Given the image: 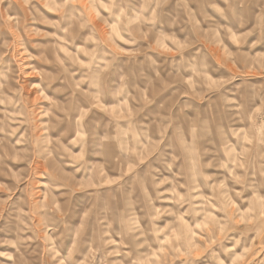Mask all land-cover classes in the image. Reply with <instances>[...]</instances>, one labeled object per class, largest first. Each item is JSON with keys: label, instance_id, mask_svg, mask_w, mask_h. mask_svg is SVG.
<instances>
[{"label": "rangeland", "instance_id": "374dc122", "mask_svg": "<svg viewBox=\"0 0 264 264\" xmlns=\"http://www.w3.org/2000/svg\"><path fill=\"white\" fill-rule=\"evenodd\" d=\"M3 58L0 264H264V0H0Z\"/></svg>", "mask_w": 264, "mask_h": 264}, {"label": "bare ground", "instance_id": "6f19581e", "mask_svg": "<svg viewBox=\"0 0 264 264\" xmlns=\"http://www.w3.org/2000/svg\"><path fill=\"white\" fill-rule=\"evenodd\" d=\"M19 3V2H18ZM17 4V3H16ZM20 4V3H19ZM27 4V3H26ZM24 6V5H23ZM33 7V6H32ZM24 10V9H23ZM29 15V14H28ZM31 15V14H30ZM19 17V14L18 13H13V15H10V19H12L13 21L14 20H16L17 18ZM21 17H23V16H21ZM30 17V16H29ZM32 19V16H31V18L29 19V20H31ZM11 20V21H12ZM10 21V20H9ZM18 21V20H17ZM21 21V20H20ZM5 22V21H4ZM19 22V21H18ZM18 25H20L19 23H18ZM12 29V28H11ZM10 35V34H9ZM23 35V34H22ZM8 38V37H7ZM25 38V37H24ZM4 40V39H3ZM10 40V39H9ZM3 42V41H2ZM1 42V43H2ZM52 45V44H51ZM52 47V46H51ZM50 52V51H49ZM38 53H40V52H38ZM41 55V54H40ZM40 57V56H39ZM52 57V56H51ZM53 59V58H52ZM47 60H50V59H47ZM46 59H45V61H47ZM11 62V61H10ZM11 65V64H10ZM8 66H9V59H7V58H3L2 59V61H1V66H0V73H2V72H4L5 70V68H8ZM54 87L55 86H53L52 87V89H54ZM46 88L47 87H43L42 88V90H46Z\"/></svg>", "mask_w": 264, "mask_h": 264}]
</instances>
